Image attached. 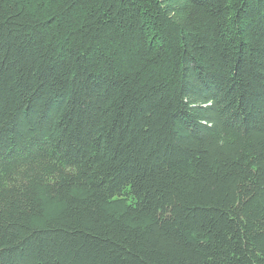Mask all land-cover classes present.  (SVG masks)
<instances>
[{
    "label": "trees",
    "instance_id": "trees-1",
    "mask_svg": "<svg viewBox=\"0 0 264 264\" xmlns=\"http://www.w3.org/2000/svg\"><path fill=\"white\" fill-rule=\"evenodd\" d=\"M0 264H264V0H0Z\"/></svg>",
    "mask_w": 264,
    "mask_h": 264
}]
</instances>
